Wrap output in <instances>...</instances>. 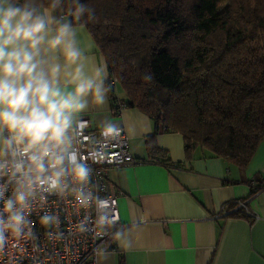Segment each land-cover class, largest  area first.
<instances>
[{"label":"trees","instance_id":"trees-1","mask_svg":"<svg viewBox=\"0 0 264 264\" xmlns=\"http://www.w3.org/2000/svg\"><path fill=\"white\" fill-rule=\"evenodd\" d=\"M87 3L86 29L117 81L112 105L153 121L152 159L169 166L157 135L180 134L188 162L204 155L244 168L264 140V0ZM237 206L226 217L247 218Z\"/></svg>","mask_w":264,"mask_h":264},{"label":"clouds","instance_id":"clouds-1","mask_svg":"<svg viewBox=\"0 0 264 264\" xmlns=\"http://www.w3.org/2000/svg\"><path fill=\"white\" fill-rule=\"evenodd\" d=\"M94 19L87 0H0V250L38 239L37 222L55 242L67 209L96 200L77 145L83 117L112 91L86 31ZM99 132L104 140L118 129L105 122ZM86 230L81 219L76 231Z\"/></svg>","mask_w":264,"mask_h":264},{"label":"crops","instance_id":"crops-1","mask_svg":"<svg viewBox=\"0 0 264 264\" xmlns=\"http://www.w3.org/2000/svg\"><path fill=\"white\" fill-rule=\"evenodd\" d=\"M112 108L108 97L103 109L83 118L92 128L105 122L123 128L137 163L109 172L122 229L98 264H264V140L240 168L204 155L188 162L183 137L160 133L165 166L147 149L153 121L132 108L114 116ZM238 202L249 216L226 217V206Z\"/></svg>","mask_w":264,"mask_h":264},{"label":"built area","instance_id":"built-area-1","mask_svg":"<svg viewBox=\"0 0 264 264\" xmlns=\"http://www.w3.org/2000/svg\"><path fill=\"white\" fill-rule=\"evenodd\" d=\"M110 80L112 86H116L117 81ZM125 109L126 106L117 101L112 113L119 116ZM83 119L84 135L77 145L83 163L91 170L96 200L79 214H72L71 209H67V218L63 219L59 228L63 236L55 242L47 240L38 222L35 224L38 239H10L6 247L0 250V264H98L102 252L114 249L122 225L118 196L111 189L109 172L135 164L137 160L131 154L129 138L123 128H117L118 133L114 137L101 140L99 128H92L90 121ZM237 204V209L248 213L245 202ZM81 219H85L87 230L77 232L76 226Z\"/></svg>","mask_w":264,"mask_h":264},{"label":"rangeland","instance_id":"rangeland-1","mask_svg":"<svg viewBox=\"0 0 264 264\" xmlns=\"http://www.w3.org/2000/svg\"><path fill=\"white\" fill-rule=\"evenodd\" d=\"M120 95H122L121 91L119 92Z\"/></svg>","mask_w":264,"mask_h":264}]
</instances>
